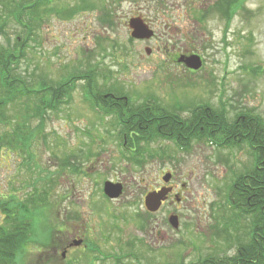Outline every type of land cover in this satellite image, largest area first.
<instances>
[{
  "label": "rangeland",
  "instance_id": "obj_1",
  "mask_svg": "<svg viewBox=\"0 0 264 264\" xmlns=\"http://www.w3.org/2000/svg\"><path fill=\"white\" fill-rule=\"evenodd\" d=\"M216 2L57 0L35 18L24 19L34 27L35 41L19 73L55 85L71 74L79 80L57 111H47L42 121L30 118V128L42 130L35 133L28 153L4 149L0 154V203L8 209L9 203L23 206L31 222L17 264H100L89 259L77 263L79 250L61 261L68 237L61 225L67 224L68 232L83 225L98 230L97 225L112 221L107 208L126 215L128 220L119 222L124 229L134 225L135 216L145 226L146 234L136 232L146 243L142 264H202L209 257L227 261L237 255L239 241H249L251 219L236 217L227 203L235 176L252 168L247 149H217L188 137L191 147L184 152L171 141L153 137L146 142L151 134L130 130L133 143L127 145L134 152L128 151L121 144L127 128L113 115L98 114L84 96L92 78L99 92L116 95L123 104L138 108L148 99L160 112L177 108L176 116L184 120L190 118L188 109L205 105L224 108L229 119L244 109L264 119V0H243V9L227 19L214 9ZM207 10L202 20L201 12ZM136 17L155 32L152 40L131 37L128 23ZM1 22L0 44L12 46L24 32L6 15ZM146 49L152 50L150 55ZM173 52L200 53L204 66L190 72L174 60ZM167 175L171 178L165 183ZM106 181L125 185L121 202H107ZM162 184L175 187L176 196L156 215L144 216L145 197ZM45 194L47 201L39 203ZM170 213L180 219L178 231L169 225ZM6 216L0 209L1 226ZM71 217L80 221L67 220ZM158 229L166 235L161 243ZM98 239L105 250L116 243L102 234Z\"/></svg>",
  "mask_w": 264,
  "mask_h": 264
},
{
  "label": "trees",
  "instance_id": "obj_2",
  "mask_svg": "<svg viewBox=\"0 0 264 264\" xmlns=\"http://www.w3.org/2000/svg\"><path fill=\"white\" fill-rule=\"evenodd\" d=\"M55 1L57 0H0V30L4 25L1 22L2 16L6 15L24 32L15 37L12 46L0 44V154L4 149L19 151L21 154L28 153L35 133L42 130L39 126L37 131L32 130L30 118L44 120L47 111H57L63 104L64 97L76 89L75 81L79 77L73 74L66 77L63 84L55 85L49 80L34 79L33 75L23 77L19 73L20 62L26 60L30 44L35 41L34 27L24 24V19L35 18L41 10L47 11L52 7ZM242 2L243 0H217L214 9L227 19L243 9ZM208 12L209 10L201 12L202 20L208 16ZM70 13L74 12L71 10ZM88 80L89 84L84 88L86 102L105 115H113L127 128L125 137L121 136L124 137L122 146L133 143L131 135H128L131 130L132 133L151 134L150 137H144L146 142L157 137L173 142L184 152L190 150V142H186L189 140L206 141L217 149L239 152L248 150L246 151L253 158L252 168L246 170V174L241 172L235 176L232 186L229 187L227 203L236 217L251 219L250 239L245 244L239 241L235 257H228L227 261L209 257L202 264H264V119L253 116L245 109L242 114L229 119L224 108L214 109L205 105L197 107V110L188 109L190 118L184 120L176 116L177 108L173 109L174 112H160V106L147 103L148 99L138 108L123 104L122 100L114 98L116 95L99 92L98 87L92 86V78ZM16 107H20L17 110L18 117L14 114ZM46 199L47 194L38 202H46ZM9 205L11 209L0 203V209L7 215L5 224L0 225V264H17L20 251L28 240V224H31L25 217L24 209H21L23 206ZM17 207L22 215L14 212L13 209Z\"/></svg>",
  "mask_w": 264,
  "mask_h": 264
},
{
  "label": "flooded vegetation",
  "instance_id": "obj_3",
  "mask_svg": "<svg viewBox=\"0 0 264 264\" xmlns=\"http://www.w3.org/2000/svg\"><path fill=\"white\" fill-rule=\"evenodd\" d=\"M136 18H138V17H136ZM146 23L148 24V22H146ZM166 52L168 53V50H166ZM172 55H174V57H176L174 60L176 62H178V60L181 56L189 57L192 55H200V53L199 54L198 53L181 54L180 52H178V53L173 52ZM178 56H180V57H178ZM200 57L202 59L203 66H204V58L201 55H200ZM178 64H180V63L178 62ZM180 65L183 66V64H180ZM189 71L194 72L192 70H189ZM125 145L128 148V151L134 152V150L131 147H128L127 143ZM71 163H72V160H71ZM77 174L78 173H75L74 175H77ZM108 183H110V182H108V181L104 182V188H105L106 184H108ZM111 184L121 185L122 186V194L118 199H110L105 195L107 197V202L108 203H114V202L119 203V202H121L120 199L124 198L125 185L121 182H112ZM165 187H170L172 189V192L168 195V199L166 201V202H168L172 197L176 196L175 187L164 186L162 184L160 186L159 190L157 189L154 192H158V191L164 189ZM146 197H145V199H146ZM145 199H144V207H141V205H140L141 211L143 210V212H144V214H143L144 216L156 215L166 203V202H164L162 207L157 212L151 213L148 211V209L145 206ZM176 199L179 202L181 200L179 197H177ZM95 211L100 212V209H95ZM106 215L111 217V219H112L111 223L110 222L104 223L103 226L97 225L99 228L98 230H95L92 228L90 231H88L83 225L81 228H78L76 230L68 232L66 229L68 227V225L67 224L64 225L62 223L61 226L65 230L63 235H65L67 233L68 237H67L66 243L63 245L64 248H62L61 261L72 256V254H74V252L76 250H79V252H80L79 253V259H76L77 263L79 261L83 262L84 259H86V260L89 259L91 263H100V264L107 263V262L111 263V264H122V263H124V260H129V261L133 262V264H142L143 260H147V258H144V249H145L146 243H145V241H142V239L140 238L141 235L147 233V230L145 229V226L142 227V224L138 223L139 221H136L138 219V216L131 218L132 221H135L134 225H132L133 227L130 226V227H127L126 229H124V227L119 224V222H123L124 217H125V219L128 220V218L126 217V215L123 212L120 213V211H119L118 213L114 214L113 211L111 210V208H107V214ZM169 215H170L168 218L169 225H171L170 219L172 217H177L178 222L180 223V219H179L178 215H175V213L174 214L170 213ZM67 220H78V221H80L79 219L72 218V217L70 219L67 218ZM134 226L137 228H136L135 232H132L135 228ZM179 229L180 228H178L177 231ZM174 230H176V229H174ZM136 232L141 233L140 237L138 235H136ZM100 234H102V239H105L106 241L111 242V240H113V239L116 241L115 244L112 243V245H114V247L112 249L110 247H108V249L105 250L102 246L99 245L98 235H100ZM155 234L157 235V242L158 243L163 242L166 238V235H165L163 230L158 229ZM123 238H126V240H123ZM138 239H140V242L143 243L142 245H140L138 243V241H137ZM127 250H129V251H127ZM57 252L58 251H56V253Z\"/></svg>",
  "mask_w": 264,
  "mask_h": 264
},
{
  "label": "water",
  "instance_id": "obj_4",
  "mask_svg": "<svg viewBox=\"0 0 264 264\" xmlns=\"http://www.w3.org/2000/svg\"><path fill=\"white\" fill-rule=\"evenodd\" d=\"M129 29L131 30V37L138 41H150L154 38L155 33L150 28V26L142 18H133L128 24ZM151 49H146L147 55L151 54ZM180 64H184L188 69L193 71H199L203 67L202 59L199 55H192L189 57L181 56L178 60ZM171 175H167L164 178L165 183L170 181ZM172 192L170 188H164L158 192H152L148 194L145 199V206L149 212H157L167 201L168 195ZM105 194L110 199H118L122 194V186L114 184H106ZM170 224L174 229L179 228V222L177 217H172L170 219Z\"/></svg>",
  "mask_w": 264,
  "mask_h": 264
}]
</instances>
